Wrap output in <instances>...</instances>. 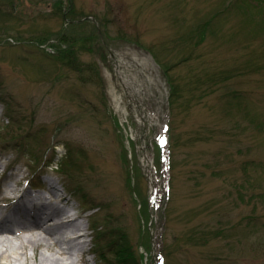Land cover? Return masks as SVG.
I'll return each instance as SVG.
<instances>
[{
    "label": "rangeland",
    "instance_id": "1",
    "mask_svg": "<svg viewBox=\"0 0 264 264\" xmlns=\"http://www.w3.org/2000/svg\"><path fill=\"white\" fill-rule=\"evenodd\" d=\"M232 1L0 0V199L71 200L77 264H264V15Z\"/></svg>",
    "mask_w": 264,
    "mask_h": 264
},
{
    "label": "bare ground",
    "instance_id": "2",
    "mask_svg": "<svg viewBox=\"0 0 264 264\" xmlns=\"http://www.w3.org/2000/svg\"><path fill=\"white\" fill-rule=\"evenodd\" d=\"M8 197L9 195L5 193L2 200H7ZM47 207L52 209L56 217L61 218L55 228H47L41 222H28L27 219L22 218L14 225L16 230L14 227L5 226L4 220L0 221V260L3 264H26L27 248L34 251L33 258L41 248H44L38 259L41 264H77L76 254H81L84 247L76 242L78 238L71 236L69 231L70 228L73 229L72 232L80 230L83 224L76 222V219L64 220L67 213L65 209L53 204ZM56 228L62 231L67 240L55 239ZM21 231L29 234L17 236ZM13 238H16L18 243H14ZM54 248L56 249L54 254H49L48 252Z\"/></svg>",
    "mask_w": 264,
    "mask_h": 264
},
{
    "label": "trees",
    "instance_id": "3",
    "mask_svg": "<svg viewBox=\"0 0 264 264\" xmlns=\"http://www.w3.org/2000/svg\"><path fill=\"white\" fill-rule=\"evenodd\" d=\"M232 5H236L237 7H239L241 9V11L247 13L248 16H245L246 22L247 24L253 23L254 21L257 20V18L254 19V16L252 15V10L257 9L258 13L260 15H264V0H234L232 1ZM62 8H57L60 12H62ZM246 15V14H245ZM260 22V21H259ZM256 23V22H255ZM258 32L260 31H264V22L263 24L259 27V29L257 30ZM79 38V37H78ZM77 38V39H78ZM76 39V40H77ZM75 39L73 40L74 42H71V44L65 49L56 47L57 49V55H58V59L61 62L66 63H70L73 64L76 62V59L78 57V53L80 51H82L84 49V42L80 45L79 43H76ZM86 40V39H85ZM80 45V46H79ZM74 68L70 67V66H66L67 68H69L70 70H75L80 72L81 74H84L85 71L87 69H75V64H73ZM86 80V79H84ZM176 90H174V94H175ZM65 157H68V155H66ZM64 157V158H65ZM61 161V168L62 166H64L66 163V161L64 160ZM65 162V163H64ZM64 171V170H61ZM117 249V264H139V262L136 261L135 255L133 254V252H131L130 248L124 249V247H116ZM105 254H103L101 257L102 260L106 261V258L104 256Z\"/></svg>",
    "mask_w": 264,
    "mask_h": 264
}]
</instances>
